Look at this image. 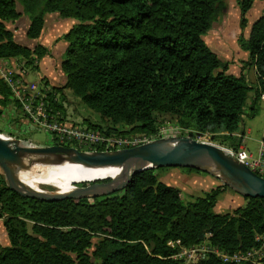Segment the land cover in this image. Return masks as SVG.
<instances>
[{"label":"trees","instance_id":"16d2710c","mask_svg":"<svg viewBox=\"0 0 264 264\" xmlns=\"http://www.w3.org/2000/svg\"><path fill=\"white\" fill-rule=\"evenodd\" d=\"M255 1L237 0L241 29ZM225 8V0H0V59L37 69L49 53L39 42H18L8 22L25 16V36L34 41L48 13L73 18L77 22L58 38L66 42L59 63L65 82L51 86L53 110L66 116L62 89L68 88L98 113L100 122L83 120L92 128L155 134L160 116L169 115L192 137L207 132L238 147L249 92L250 117L264 94V9L248 35L237 39L247 52L246 65L255 70L252 86L243 70L229 73L230 62L203 39ZM14 104L19 107L0 78V116ZM226 188L220 184L183 202L177 187L148 168L110 195L42 201L11 190L0 173V219L9 240L0 244V264H181L173 257L179 246L203 240L226 252L257 246L264 198L244 196L243 205L217 213L213 209ZM195 264L253 263L224 262L209 253Z\"/></svg>","mask_w":264,"mask_h":264},{"label":"rangeland","instance_id":"374dc122","mask_svg":"<svg viewBox=\"0 0 264 264\" xmlns=\"http://www.w3.org/2000/svg\"><path fill=\"white\" fill-rule=\"evenodd\" d=\"M225 2V10L221 14L218 21L213 24L212 28L204 34L203 39L205 43L221 59L230 62L228 67L229 73L238 75L243 70L245 72L248 83L253 86L256 84L254 68L250 65H246L247 52L241 49L237 39L240 35H248L251 23L264 9V0H256L253 3L252 7L246 14L247 26L244 29H241L239 24L240 14L237 0H225ZM17 7H19V5ZM60 20H63L61 22V27H65L68 21L63 18H61ZM48 23L49 22H47V24ZM25 24V17L21 16L17 21L13 23L8 22L7 26L14 31L15 39L18 42L32 46L34 42L32 41V43L25 37ZM63 30V27L59 29V31ZM53 48L55 50L54 52L60 53V47L58 45L54 46ZM9 62L14 63L18 66H24L27 70L26 78L29 81H36L40 85L47 84L45 80L40 79L43 73L41 67L39 70H36V68H34L33 66L26 65L24 64V62L17 59H12ZM46 64H48V67L50 68L49 70H51V72L53 71L52 73L56 76V79L52 81L51 85L57 87L62 86L65 82V76L60 71L59 61H49V63ZM62 92L64 94L63 108L66 112V117L69 120L71 119L74 121H81L86 118L92 122H100L98 113L83 104L77 97L72 94L70 89H62ZM252 96L253 90L249 92L241 128H243L244 131V138H242L243 143L249 150L255 152L258 142L264 139V99L260 98L257 101L256 114L250 117L249 106L251 104ZM2 110L3 112L0 116V133H3L6 136L18 137L20 139L30 141L36 145L45 146L54 144V138L49 132L34 124H26V122L23 123L21 109L17 105H8ZM159 119L162 121L159 126V134L163 135V137H192L191 131L178 126L171 116L164 115L160 116ZM202 136L203 138L209 139L214 143L225 145L217 140H214L212 138V135L209 133H202ZM40 161L41 159H33L32 161L28 162L26 164V169H28L27 171H32L33 167L34 170L35 166L37 167L39 166V164H41ZM154 172L158 174L159 180L165 183L169 181L173 186L177 187L180 190L183 202L192 201L197 196H202L205 191H209L212 187L218 185L217 183L223 184L222 181H220L214 175L201 170H197V172H195L186 170L181 167H161L155 168ZM0 173L3 174L1 168ZM85 185L86 184L84 182H78L74 184L73 188H76V186L80 187ZM34 186L45 191L55 190V188L53 187H49L39 183H34ZM68 188L70 189L71 186H68ZM245 202L246 200L243 195L227 186V188L218 196L217 203L215 204L213 210L217 213H225L232 211L238 206L243 205ZM95 240L96 238L93 239V241ZM8 243V236L6 234L2 220L0 219V244L8 245ZM263 258L264 256L261 259Z\"/></svg>","mask_w":264,"mask_h":264},{"label":"water","instance_id":"95a60500","mask_svg":"<svg viewBox=\"0 0 264 264\" xmlns=\"http://www.w3.org/2000/svg\"><path fill=\"white\" fill-rule=\"evenodd\" d=\"M53 158L83 166H116L128 169L122 180L105 178L88 181L66 194L35 190L25 187L12 174L23 169L33 159ZM28 159V161H27ZM193 168L214 175L223 184L240 193L237 188L250 192L243 196L264 198V176L257 174L216 143L199 141L189 136L161 137L131 147L104 151H81L62 145L28 146L19 139L0 135V168L7 186L23 197L42 201L65 198L80 199L110 195L127 186L136 172L148 168ZM82 183V182H80Z\"/></svg>","mask_w":264,"mask_h":264},{"label":"built area","instance_id":"2783aa9c","mask_svg":"<svg viewBox=\"0 0 264 264\" xmlns=\"http://www.w3.org/2000/svg\"><path fill=\"white\" fill-rule=\"evenodd\" d=\"M10 60L0 59V78L9 87L12 98L19 105L23 123L34 124L49 132L54 138V144L52 145L73 147L81 151L98 150V147L101 148L98 151H110L135 146L163 137V135L159 134V129L155 134L116 135L92 128L89 123L83 120H69L60 110H53L51 107L48 93L52 91V85H40L36 81H29L26 78V68L22 65L18 66L10 63ZM261 98L264 99V94H262ZM0 135L6 136L3 133H0ZM14 138L19 139L28 146H42L18 137ZM192 138L199 141L212 142L203 138L202 134L195 135ZM221 146L238 161L257 174L264 176V139L258 142L255 152L249 150L243 141L238 147ZM255 241L258 245L252 248L226 252L217 246L211 245L207 240H203L190 246H179L177 253L173 257L180 259L181 264H195L206 258L209 253H212L224 262L248 261L253 264H264V258L261 259L264 256V233L256 234ZM169 244L173 245L174 243L169 242Z\"/></svg>","mask_w":264,"mask_h":264},{"label":"bare ground","instance_id":"6f19581e","mask_svg":"<svg viewBox=\"0 0 264 264\" xmlns=\"http://www.w3.org/2000/svg\"><path fill=\"white\" fill-rule=\"evenodd\" d=\"M41 164L35 166L32 171L28 169H18L13 172L14 179L19 181L25 187H30L35 190H42L34 186V183H39L55 188L57 194H66L74 190L71 186L78 182H88L111 178L116 181L124 179L128 174V169H123L116 166H83L77 163L68 161H58L57 159L44 158L41 159ZM240 193L250 192L244 188H237ZM51 191V190H48Z\"/></svg>","mask_w":264,"mask_h":264},{"label":"crops","instance_id":"0c3cea01","mask_svg":"<svg viewBox=\"0 0 264 264\" xmlns=\"http://www.w3.org/2000/svg\"><path fill=\"white\" fill-rule=\"evenodd\" d=\"M18 9L20 10V6L18 7ZM60 19L61 18L58 16L57 13H48L46 15V17H45L44 27H43V30H42V33L40 34V36L34 41L33 40H29L31 42L33 41L34 43L35 42H39L43 46L47 47V49L49 50V53L47 55H45L44 57H42L40 59V61L38 62V68L36 70H39L40 67L42 68L43 73H42L40 79L45 80L46 83L50 84V85L52 84V81H54V79H56L55 78L56 76L52 73L53 71L51 72V70H49L50 68L48 67V64H46V63H49V61L55 62L57 60L60 63L63 51H64L65 46H66V42L64 40H62V39L58 40V38L60 36H62L63 33L67 32L77 22L73 18H68V19H66V21H68V22L65 25V27L62 26L64 30L63 31H59V29L62 28L61 27V22L63 21V20H60ZM25 21H26V24H25V30H26V27H27V24H28V19L26 17H25ZM47 22H49V23L47 24ZM25 30H24V32H25ZM13 33H14V31H13ZM14 37H15V35H14ZM56 45H58L60 47V53L54 52L55 50H54L53 47L56 46ZM254 72H255V70H254ZM212 178H214V177H212ZM166 184L172 185V183L169 182V181ZM217 184L220 185L219 183H217ZM180 195H181V193H180Z\"/></svg>","mask_w":264,"mask_h":264},{"label":"flooded vegetation","instance_id":"af4514ba","mask_svg":"<svg viewBox=\"0 0 264 264\" xmlns=\"http://www.w3.org/2000/svg\"><path fill=\"white\" fill-rule=\"evenodd\" d=\"M86 185L88 184V183H85ZM74 186V184L73 185H71V187H73Z\"/></svg>","mask_w":264,"mask_h":264}]
</instances>
